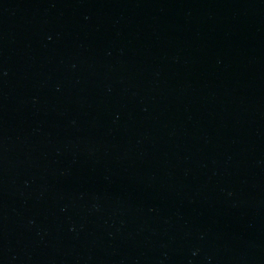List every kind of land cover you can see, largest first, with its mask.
<instances>
[{"label":"water","instance_id":"1","mask_svg":"<svg viewBox=\"0 0 264 264\" xmlns=\"http://www.w3.org/2000/svg\"><path fill=\"white\" fill-rule=\"evenodd\" d=\"M0 264H264V0H0Z\"/></svg>","mask_w":264,"mask_h":264}]
</instances>
